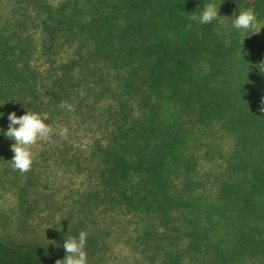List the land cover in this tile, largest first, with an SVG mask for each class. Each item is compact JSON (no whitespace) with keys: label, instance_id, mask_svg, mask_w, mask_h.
Wrapping results in <instances>:
<instances>
[{"label":"trees","instance_id":"1","mask_svg":"<svg viewBox=\"0 0 264 264\" xmlns=\"http://www.w3.org/2000/svg\"><path fill=\"white\" fill-rule=\"evenodd\" d=\"M208 1L22 0L36 8L50 79L39 82L30 65L29 39L0 27V110L32 111L39 86L47 106L63 94L86 104L84 91L102 129L89 150L86 206L108 201L141 215L155 240L183 232L192 246L223 229L232 258L264 264V92L256 75L236 72L234 40L189 19ZM224 134L233 146L212 195L198 162ZM57 260L44 244L0 236V264Z\"/></svg>","mask_w":264,"mask_h":264},{"label":"rangeland","instance_id":"2","mask_svg":"<svg viewBox=\"0 0 264 264\" xmlns=\"http://www.w3.org/2000/svg\"><path fill=\"white\" fill-rule=\"evenodd\" d=\"M208 2L220 4L218 14L221 17L212 22L214 38L225 43L235 41L232 58L237 65L236 72L244 76L256 75L258 80L254 88L264 92V71L258 67L264 62V27L257 34L232 27L235 16L246 8H253L258 21L264 24V0ZM19 19H24V24ZM0 27L4 34L17 33L29 39L30 65L39 71V82L48 83L50 65L39 53L42 31L36 8L22 0H0ZM63 52L62 48L60 53ZM39 89L43 102L30 112L47 113L50 119L45 123H49L53 134L50 141L38 142L32 147L33 165L27 173L13 170L10 146L14 141L3 135L9 124L8 114L15 112L21 116L26 111L17 103L8 107L6 112L2 108L0 110L3 113L0 116L1 237L44 244L58 260H63L66 255L64 241L78 238L80 231H86L88 264H255L256 259L252 255H242L236 261L231 253H227L230 246L223 229H214L208 238L202 237L192 246L190 241L193 239L183 232L177 234L172 242L160 234L155 240L144 234L145 220L141 215L113 206L108 201H94L90 207L86 206L84 196L92 188L89 150L102 135L94 116L98 109L96 106L89 109L88 105H92L90 96L80 88L79 93L86 97V104L78 103L74 94L70 98L63 94L51 100L50 106L46 105L48 96L44 88L39 86ZM64 104L72 105L73 109L62 106ZM64 127L68 132L61 136L60 130ZM218 136L219 140L213 145L217 144L220 150L212 156L201 152L198 162L197 174L203 178L204 188L212 195L215 179L222 174L226 156L233 146L231 137L225 134ZM158 230L161 233L163 227L158 225ZM173 257L177 263H171Z\"/></svg>","mask_w":264,"mask_h":264},{"label":"clouds","instance_id":"3","mask_svg":"<svg viewBox=\"0 0 264 264\" xmlns=\"http://www.w3.org/2000/svg\"><path fill=\"white\" fill-rule=\"evenodd\" d=\"M219 5L209 2L198 15L193 13L189 16V19L200 24H210L221 17L218 14ZM187 27L190 29L191 25ZM232 27L236 30L252 31L253 34H257L264 27V24L258 21L257 14L253 8H246L240 10L239 15L235 16ZM258 67L261 71H264V62H261ZM62 106L73 109L70 104ZM2 115L3 113H0V116ZM7 118L9 124L7 131L3 135L7 139L14 141L10 146L13 152L11 159L12 168L22 174L27 173L33 165L32 147L38 142L51 140L53 129L49 123H45L50 118L47 113L38 114L28 110L21 116H17L15 112H10ZM67 132L68 129L66 127L61 128L60 135L66 136ZM87 235L86 231H80L78 238L66 239L63 244L66 252L65 258L57 260L55 264H88L85 251Z\"/></svg>","mask_w":264,"mask_h":264}]
</instances>
